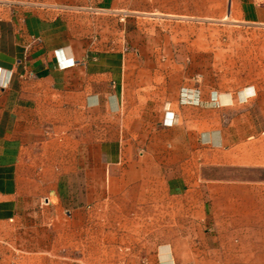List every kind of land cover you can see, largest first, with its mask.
<instances>
[{"label": "crops", "instance_id": "1", "mask_svg": "<svg viewBox=\"0 0 264 264\" xmlns=\"http://www.w3.org/2000/svg\"><path fill=\"white\" fill-rule=\"evenodd\" d=\"M0 6V239L41 253L56 234L91 229L94 214L148 199L150 229L158 208L165 216L148 264H237L217 249L219 179L205 169L264 161V93L230 77L194 81L189 70L235 52L210 47L206 24L264 28V0ZM182 230L207 249L193 252Z\"/></svg>", "mask_w": 264, "mask_h": 264}, {"label": "rangeland", "instance_id": "2", "mask_svg": "<svg viewBox=\"0 0 264 264\" xmlns=\"http://www.w3.org/2000/svg\"><path fill=\"white\" fill-rule=\"evenodd\" d=\"M3 10L0 6V11ZM200 26L202 29L203 25ZM204 28L214 30L217 36L207 39L210 47L230 46L235 52L214 57L206 54V68L189 70L190 78L211 83L230 77L238 84L244 81L255 84L264 93V28L229 22L206 24ZM189 30L197 31L198 24L189 23ZM192 39H189L191 47ZM213 61L221 67L229 62L230 68H213ZM205 170L207 175L219 179V194L213 199L222 226L215 231L220 238L217 249L223 256L235 259L237 264H264V161L209 166ZM143 201L149 200H142L143 209L131 208L129 213L110 214L108 219L102 220L100 214H94L91 229L83 227L72 233L66 230L62 236L56 234V239L54 235L41 253H27L0 239V264H148V257L156 253L154 243L161 241L165 216L163 208H158V229H150L153 219ZM228 222L234 227L224 228ZM182 232L191 238L193 252L207 249L203 240L199 242L200 238H196V231Z\"/></svg>", "mask_w": 264, "mask_h": 264}]
</instances>
